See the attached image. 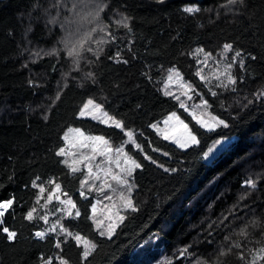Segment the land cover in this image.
<instances>
[{
  "label": "trees",
  "instance_id": "obj_1",
  "mask_svg": "<svg viewBox=\"0 0 264 264\" xmlns=\"http://www.w3.org/2000/svg\"><path fill=\"white\" fill-rule=\"evenodd\" d=\"M172 69L227 127H201L165 95ZM88 99L140 146L126 144L142 167L131 178L132 207L110 238L92 218L94 193L80 194L84 173L57 155L71 127L124 143L123 131L79 117ZM177 111L199 144L182 149L152 127ZM231 136L211 162L203 159ZM55 196L74 200L80 216ZM5 197L14 203L0 225V264H264V0H0ZM3 227L17 233L13 242ZM77 234L95 244L87 257Z\"/></svg>",
  "mask_w": 264,
  "mask_h": 264
},
{
  "label": "rangeland",
  "instance_id": "obj_2",
  "mask_svg": "<svg viewBox=\"0 0 264 264\" xmlns=\"http://www.w3.org/2000/svg\"><path fill=\"white\" fill-rule=\"evenodd\" d=\"M186 85H188V84L186 83V81L184 80V78L182 77L181 74H179V77L172 74V80L169 81V79H168L166 82L165 92L170 93V96L174 97L175 99H177V97H178L179 99H177V100L179 101V103H181V101H183L188 107V113H191L193 111H195L198 115L200 113H203L202 118L209 121V123L212 125L211 130L216 129L217 127L221 126V124H217L214 121H212L211 118L215 117L217 120H221V119L219 117L213 115L211 113V111L209 110L208 106L205 108L202 105V102L206 101V100L201 99V100L193 101L192 99H194L193 98L194 94L191 92V88L185 87ZM185 93H187V94H185ZM189 97H191V99H189ZM91 100H93V99H91ZM87 101H86V103H87ZM95 103L98 104L97 102H95ZM196 105H201V107H199V108L194 107ZM89 111L92 112L91 107H90ZM103 113H107L108 117H114L116 120H119L115 116L110 114L103 106H102L101 111H95L92 114H85L84 116H81L80 112H79V117L83 118V119H91V120H94L97 122H101V123H103L107 126H110V127H115L111 120H108L106 117L103 116ZM175 113L178 116H180L178 111ZM93 115L96 118H93ZM169 115H171V114H169ZM169 115L163 117L159 122L155 123V125H157V127L161 128V129L165 128L166 126L164 124V121L167 119V117ZM180 118L182 119L181 116H180ZM102 120H105L106 122H102ZM119 121H121V120H119ZM184 122L187 123L186 121H184ZM169 127H171V122H170ZM204 128L209 130V128H206V127H204ZM69 129H79L81 132L84 133V136H104V135H100V134L86 132L82 128L71 127ZM69 129H67L66 133H65V134H68L69 139L67 141L65 140L66 145L63 147L65 150V154L62 156L64 158V161L67 160L69 163H72L73 160H79L81 157V154H84L87 156H93V143L90 141L84 140L82 137L79 136V134H77L75 132H69ZM154 129L157 131L156 128H154ZM119 130H121V129H119ZM127 130H129V129H126L124 127V130H121V131L125 132ZM178 133H179V130L176 129V130L169 132L168 134L169 135H177ZM104 138L109 141V143L111 144V147L113 149L112 152L108 153V157H106L104 155H100L99 152L97 151V153L94 154L93 159H91L90 161H85L82 164H79L78 167L80 168V171H82L84 173V176H83V181H84L83 192H84V194H86V192H93L94 193V196H95L94 199H95V205H96V214H95L96 219L102 220L104 222L105 226L108 225L109 223L115 224L116 225L115 231H116V228L118 227V225H120L121 222L123 221V220L121 221L119 219V217H123V211L125 209H130L132 207V205L130 207L124 206V202L121 201V199H120V194H121V192H123L125 197L130 199L132 202L131 193H132V188H133V186H132L133 182H132L131 178H132V175L134 172L129 177L126 175V173H122L121 169L119 167H117V164H116L117 154L115 152V149L123 146L124 151L127 152L126 144L130 143L129 138L126 136L124 143H118V144L114 143L113 141H111L106 136H104ZM236 139H237L236 136H231V137L222 138V139L215 141L209 148V149H212V151L209 153V149H208L206 153H209V154L207 155V157H205V154H204L203 159L206 162H211L219 153H221L224 149H226ZM134 140H135V143H132V144L136 145L137 143H136L135 135H134ZM167 141L175 144L171 139H169ZM175 145L178 146L177 144H175ZM192 146H194V145H192ZM187 148H189V147H187ZM187 148H182V149H187ZM130 156H132V155H130ZM132 158H133V156H132ZM87 163H91L92 172L94 174H98L100 177L99 179H97L95 175L89 176L88 168L85 166ZM121 164H123L122 158H121ZM97 166H99V167H97ZM106 172H110L111 174L105 175ZM112 175H120V176H123L124 179L128 180L129 185H131V191L130 192L128 191L127 186L122 185V184H118L116 180H113ZM86 177H87V179H86ZM105 180L107 181V183H105ZM102 185H103V187H101ZM108 185H111V187H109ZM59 191H60V188L55 189V193H58ZM109 197H111V199H109ZM2 200H4V199H2ZM56 200L67 201L68 199H62L60 197H59V199H57V197H56ZM73 202H74V200H73ZM64 205L68 208V206L66 204H64ZM101 229H102V231H106V227H102ZM3 236L6 239L5 233L3 234ZM79 236L82 237L83 239H82V241H80L78 243L83 245L85 248V251L87 250L88 253L90 254L92 252V250L94 249L91 247V245H95L94 242L87 237H84L82 235H79ZM106 236H108V235L106 234ZM84 241L89 242V245L87 248L85 246Z\"/></svg>",
  "mask_w": 264,
  "mask_h": 264
},
{
  "label": "snow or ice",
  "instance_id": "obj_3",
  "mask_svg": "<svg viewBox=\"0 0 264 264\" xmlns=\"http://www.w3.org/2000/svg\"><path fill=\"white\" fill-rule=\"evenodd\" d=\"M160 2L162 3L163 0H160ZM228 2L230 4H235L237 2V0H228ZM240 2H243V0H240ZM184 11L187 12V13H195V12H199L200 9L198 7H186L184 9ZM224 48L226 50L231 51L232 50V45L231 44H225ZM198 51L202 52L203 49H198ZM240 55H241L240 52H236V56H240ZM207 56H211V53H206V58H207ZM126 62L127 61H125V63ZM241 66H243V65L241 64ZM231 67H232L231 65H228V68H231ZM170 72L173 73L174 75H176L177 77H179V72L178 71L172 69V70H170ZM201 78L203 79V77H201ZM227 78H228V81H229L230 84L234 85L236 83V79L230 73L228 74ZM168 79H169V81H171L172 80V75H169ZM185 87L190 88V85H186ZM185 94H187V93H185ZM165 95H170V93L165 92ZM213 95H215V93H213ZM177 99H179V98L177 97ZM189 99H191V97H189ZM202 105L206 108L208 106L207 101H203ZM90 107L92 109V112L89 111ZM180 107L184 108L185 111H188V107L183 101H181ZM194 107L199 108V107H201V105H196ZM101 110H102V106L101 105L96 104L93 100L89 99L87 101V103L84 104L83 108L81 109L80 115L84 116L85 114H92L95 111H101ZM189 114L192 116V118L196 121V123L198 125H200L201 127L209 128V130H211L212 125L209 123V121H207V120L202 118L203 113H200L198 115L195 111H193V112H191ZM103 116L106 117L108 120H111L113 125L115 126V128L124 130V125H123V123L121 121L116 120L114 117H108L107 113H103ZM93 118H96V117L93 115ZM211 119L215 123L221 124V125H224L225 127H227V125L225 124V122L223 120H217L215 117H212ZM102 122H106V121L102 120ZM170 122H171V127H169ZM164 124H165L166 127L163 128V129L158 128L157 125H155V124L152 125V127L156 128L157 131L160 133V135L163 136V138L165 140L171 139L180 148H187V147H190L192 145L199 144V140H198L197 135L195 134V132L175 112L171 113V115H169L167 117V119L164 121ZM176 129L179 130V133L177 135H169L168 134L169 132H171L173 130H176ZM69 132H75V133L79 134V136L82 137L84 140H87V141H90V142L93 143V156H87V155L81 154L80 159L79 160H73L72 163H69L67 160L64 161V163L69 167V169L73 173L80 171V168L78 167V165L84 163L85 161H90L91 159H93L94 158V154H96L97 151L99 152L100 155H104L106 157H108V153L113 151V149L111 147V144L109 143L108 140H106L104 138V136H84V133L81 132L79 129H69ZM124 134L129 138V142L130 143H135L133 131L127 130V131L124 132ZM64 139L66 141L69 139L68 134H65ZM136 147L139 148L140 146L137 144ZM211 151H212V149H209V153ZM115 152L117 154V160H116L117 167H119L121 169L122 173H126L127 176L130 177L132 175V173L136 169H139V168L142 167V165L140 163H138L135 159L132 158V156H130L127 152L124 151V147L123 146L115 149ZM209 153H205V157H207V155ZM64 154H65L64 148H61L59 150V152L57 153V155H60V156H63ZM164 154L168 155V153H164ZM121 158L123 159V164H121ZM145 158L148 159V160H151L152 163H156V161L153 160L151 156H147L146 155ZM85 166L88 168L89 176L95 175L97 179L100 178L98 174H94L92 172L91 163H87ZM97 167H99V166H97ZM109 174H111V173L110 172H106L105 173V175H109ZM86 179H87V177H86ZM112 179L116 180L118 184H122V185L127 186L128 187V191L129 192L131 191V185H129L128 180L124 179L123 176L112 175ZM105 183H107L106 180H105ZM247 183L252 188L256 187L254 181L249 180V181H247ZM81 184L83 186L84 181H81ZM108 186L111 187V185H108ZM101 187H103V185ZM59 188H60V185L56 184V189H59ZM44 191H45V189L43 187H40V192L43 193ZM80 194H81V196H84V192L83 191H81ZM48 198H49V200L52 199L51 194L49 195ZM57 199H59L58 196H57ZM85 199H87V196H85ZM109 199H111V197H109ZM120 199H121V201L124 202V206L125 207H130L132 205L131 200L128 199L127 197H125L123 192H121V194H120ZM13 203H14V198L0 200V225L4 224L3 217L5 216V213L9 209H11L13 207ZM61 203L62 204H66L68 206L67 214L69 216L73 215V213L71 211L72 209H75V216L76 217L80 216V210H79V208L76 207V204L73 202V200L71 198H69L67 201H61ZM33 211H35V209H33ZM33 211H30V212L27 213V217L26 218L28 220H30V221L34 219ZM92 213H93L92 218H93L94 222L96 223L97 229L100 230L102 227H106V231H100V235L104 236V235L107 234L109 236V238H110L115 232L116 225L113 224V223H109L108 225L105 226L104 222L102 220L96 219V215H95L96 214V205H92ZM40 219L45 220V222H47V217L46 216H41ZM119 219L122 221L123 217H119ZM62 230L66 231V229H63V227H62ZM2 231L4 233H7V238L9 240H14L16 238L17 233L15 231H10L9 228H7V227H3ZM48 231H55V226H53ZM35 235L37 237L43 239L46 236V232H36ZM67 235L73 236V233L68 232ZM74 239L77 242H80V241H82L83 238L80 237L77 234V235L74 236ZM84 243H85V246L87 248L88 245H89V242L84 241ZM56 247L59 248L60 244L57 243ZM91 247L94 248L95 245H91ZM259 252L260 253H264V248H261L259 250ZM88 254L89 253L86 250L84 252V256L87 257ZM262 258H264V257H262ZM58 259H61V258L58 257ZM43 264H52V262H51V260H45L43 262ZM61 264H68V261L64 260V259H61ZM253 264H255V261L253 262Z\"/></svg>",
  "mask_w": 264,
  "mask_h": 264
},
{
  "label": "built area",
  "instance_id": "obj_4",
  "mask_svg": "<svg viewBox=\"0 0 264 264\" xmlns=\"http://www.w3.org/2000/svg\"><path fill=\"white\" fill-rule=\"evenodd\" d=\"M9 196H11V195H9ZM7 197H8V196H7ZM7 197H5V198H7ZM11 197H12V196H11ZM5 198H3V199H5ZM0 200H2V199H0ZM5 214H6V213H5ZM3 218H4V217H3ZM10 231H11V230H10ZM36 232H44V231H42V230H38V231H36ZM36 232H35V234H36ZM2 234H4L3 231H2ZM5 234H6V239H5V238H4V239H5L7 242L11 243V242H13V241L15 240V239H14V240H9V239H7V233H5ZM47 235H48V234L46 233V236H45L43 239H45V238L47 237ZM3 237H4V236H3ZM36 237H37V236H36ZM37 238H39V237H37Z\"/></svg>",
  "mask_w": 264,
  "mask_h": 264
}]
</instances>
